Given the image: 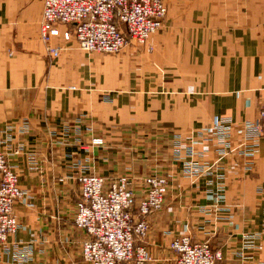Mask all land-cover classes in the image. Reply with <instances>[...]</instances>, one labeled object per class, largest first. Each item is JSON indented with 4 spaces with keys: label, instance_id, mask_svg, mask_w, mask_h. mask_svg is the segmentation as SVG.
Here are the masks:
<instances>
[{
    "label": "crops",
    "instance_id": "0c3cea01",
    "mask_svg": "<svg viewBox=\"0 0 264 264\" xmlns=\"http://www.w3.org/2000/svg\"><path fill=\"white\" fill-rule=\"evenodd\" d=\"M164 2L163 27L147 43L151 52H86L73 39L52 38L49 46L60 48L53 58L39 35L43 0H0V151L18 150L9 152V165L24 193L13 211L20 228L0 264H85L86 236L74 226L78 164L110 180L129 177L137 199L145 177L168 179L163 207L148 218L140 242L150 264H176L169 244L183 235L220 250L216 264H264V139L250 171L232 153L223 160L224 180L210 185L184 178L171 155L174 134L188 142L219 117L231 120L239 140L243 122L257 119L264 0ZM88 123L93 133L85 131ZM93 136L103 145L88 146ZM214 147L197 150L214 161ZM254 233L259 238H247Z\"/></svg>",
    "mask_w": 264,
    "mask_h": 264
},
{
    "label": "built area",
    "instance_id": "2783aa9c",
    "mask_svg": "<svg viewBox=\"0 0 264 264\" xmlns=\"http://www.w3.org/2000/svg\"><path fill=\"white\" fill-rule=\"evenodd\" d=\"M166 14L164 0H43L39 35L53 58L59 55L60 48L49 46L52 38H61L65 42L73 39L86 52L115 55L128 46L145 47L147 52H151L148 40L162 29ZM62 26L65 30L60 32ZM80 120H76L77 125L82 123ZM84 129L87 133L94 131L91 123ZM11 130L8 126L5 131ZM25 130L24 125L21 131ZM79 131L76 127V132ZM232 131L231 120L218 117L210 129L199 130L190 136L188 142L180 134H174L171 155L179 165L181 175L197 180L205 178L207 185L222 182L225 177L223 160L232 153L242 160V168L250 171L259 140L264 139V101L257 119L241 125L239 140L233 138ZM89 141L90 147L103 145L100 137L93 136ZM10 142L9 134L1 141L5 146ZM209 144L215 146L214 161L205 160L202 157L204 153L197 150L198 145ZM10 151L18 152L9 146L7 151H0V256L10 253L8 238L20 228L13 213L14 205L24 199L18 175L9 165ZM77 169L75 181L79 200L74 226L86 236L80 245L82 262L150 263L152 258L140 242L148 235V218L163 207L168 179L161 175L145 177L142 180L146 186L145 194L137 199L129 177L119 176L110 180L95 174L84 164H78ZM259 236V233H254L247 238ZM15 247L19 253L18 246ZM169 249L175 254L176 264H216L223 259L221 251L212 249L209 242L192 243L188 235L174 237ZM21 250L27 253L30 247ZM16 259L20 257L16 256ZM22 259L16 262L21 264Z\"/></svg>",
    "mask_w": 264,
    "mask_h": 264
},
{
    "label": "rangeland",
    "instance_id": "374dc122",
    "mask_svg": "<svg viewBox=\"0 0 264 264\" xmlns=\"http://www.w3.org/2000/svg\"><path fill=\"white\" fill-rule=\"evenodd\" d=\"M127 177V176H126ZM184 178H186V177H184ZM197 180V179H196ZM151 263V262H150ZM150 263H147V264H150Z\"/></svg>",
    "mask_w": 264,
    "mask_h": 264
}]
</instances>
